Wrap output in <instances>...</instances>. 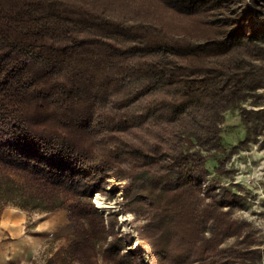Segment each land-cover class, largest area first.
I'll use <instances>...</instances> for the list:
<instances>
[{
	"label": "trees",
	"instance_id": "16d2710c",
	"mask_svg": "<svg viewBox=\"0 0 264 264\" xmlns=\"http://www.w3.org/2000/svg\"><path fill=\"white\" fill-rule=\"evenodd\" d=\"M205 1L173 6L197 18ZM127 12L120 0H0V203L7 192L20 209H66L68 255L93 264L109 224L91 198L124 181L122 206L145 218L138 237L153 264H236L234 248H217L234 234L221 211L234 193L206 184L205 152L221 147L227 110L263 85L264 52L243 39V13L193 39ZM110 236L113 264H142Z\"/></svg>",
	"mask_w": 264,
	"mask_h": 264
},
{
	"label": "rangeland",
	"instance_id": "374dc122",
	"mask_svg": "<svg viewBox=\"0 0 264 264\" xmlns=\"http://www.w3.org/2000/svg\"><path fill=\"white\" fill-rule=\"evenodd\" d=\"M120 1L131 9L127 12L131 20L150 22L172 35L193 39H197L196 28L213 37L222 28L213 20L243 13L248 26L243 39L249 37L255 54L259 49L264 52V0L205 1L204 11L197 18L178 12L173 6L174 0ZM255 63L264 65L261 60ZM205 154L210 166L206 184L214 185L218 194L222 193V187L234 193V205L221 210L226 211L227 219L234 223V234L217 235V248H234L242 257L236 264H264V82L227 110L221 147ZM123 182L110 179L104 192L94 193L91 198L94 207L110 225L107 233L102 232L96 240L91 258L93 264H113L104 250L113 239L110 236L113 233L126 243L127 250L142 255V264H153L151 252L138 237L145 218L122 206ZM4 194V199L10 196L7 192ZM4 199L0 203V264H81L68 255L73 227L66 209L29 211L6 204ZM113 213L117 214L116 220L109 217ZM203 235L207 240L214 236L209 231ZM183 251L181 247L176 248L178 255Z\"/></svg>",
	"mask_w": 264,
	"mask_h": 264
}]
</instances>
